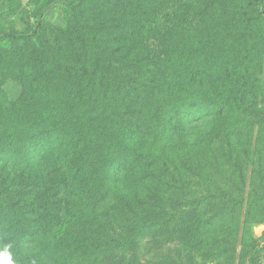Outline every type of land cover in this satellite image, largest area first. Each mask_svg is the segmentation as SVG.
Segmentation results:
<instances>
[{
  "label": "rangeland",
  "instance_id": "obj_1",
  "mask_svg": "<svg viewBox=\"0 0 264 264\" xmlns=\"http://www.w3.org/2000/svg\"><path fill=\"white\" fill-rule=\"evenodd\" d=\"M64 1L75 0H0L4 33L29 28L42 7L56 3L44 14L37 39H0V119L3 108L21 96L24 82L43 101L54 92V82L79 93L92 110L97 100L101 123L112 124L115 117L105 118L109 106L103 95L109 81L116 101L132 97L142 113L123 125L97 128L79 146L81 133L50 128L19 136L9 145L0 141V159L14 164L12 171L0 173V204L13 210L11 227L4 224H10L9 217L0 220V264H54V231L74 213L80 214V230L119 240L123 246L113 262L125 264L144 211L152 203H167L176 193L173 186L183 192L186 183L196 191L197 179L181 166L187 165L195 146L212 131L228 133L227 123H216L204 102L218 92L242 88L264 99V16H256L252 0H94L73 11L59 4ZM186 63L199 65L202 72L182 81L186 104L172 111L179 115L172 121L175 130L168 143L159 142V130L149 124L169 111L155 109L149 88H160L156 79L163 78L168 85L177 79L180 87ZM45 71H51L47 87L37 80ZM246 79L252 85L243 86ZM119 161L129 172L117 175L118 182L108 181L115 178ZM72 169L80 170L93 191L83 202L68 180ZM250 230L260 245L259 258L242 264H264V225ZM21 235L32 236V243L20 242Z\"/></svg>",
  "mask_w": 264,
  "mask_h": 264
},
{
  "label": "trees",
  "instance_id": "obj_2",
  "mask_svg": "<svg viewBox=\"0 0 264 264\" xmlns=\"http://www.w3.org/2000/svg\"><path fill=\"white\" fill-rule=\"evenodd\" d=\"M91 1L94 0L58 3L73 11ZM55 4L48 2L42 7L37 19L23 31L4 33L0 30V39L12 42L37 39L44 29V14ZM252 10L257 17H263L264 1L252 0ZM90 37L94 41V36ZM50 72H42L37 78L45 87L48 86ZM201 72L199 65L191 68L186 63L179 78L180 87L177 79L168 85L163 78L156 79L160 88H149L150 101L154 100L156 108L151 103L148 106L161 112L169 111L159 122L151 121L149 124L159 130V142L168 143L175 130L171 127L172 121L179 115V111H172L180 104H186L182 81H191ZM24 83L21 96L8 103L2 111L0 141L6 145L19 136L34 135L37 130L50 128L81 133L82 137L77 140L79 146L97 128L123 125L126 121L136 120L142 113V107L133 106L138 103L132 97L125 96L120 102L116 101L111 95L109 81H105L103 95L109 106L105 118L115 117L112 124L101 123L97 100L92 110L85 105L79 93L67 92L54 82V92L47 101H43L30 82ZM246 84L252 85L247 79L243 86ZM204 104L212 108L216 123H227L228 133L220 136L212 131L202 144L195 146V151L186 158L187 165L181 166L190 177L197 179L196 191L193 194L186 183L183 192L173 186L171 188L176 193L169 195L167 203H152L144 211L125 264H242L247 259L258 261L260 245L253 238L250 227L264 225V99H258L252 89L242 88L226 94L218 92ZM195 105L191 103L190 106ZM13 169L14 164L0 159V173ZM115 172V178L108 181L118 182L117 175L127 174V164L119 161L115 164ZM178 173L179 170H175L174 176ZM68 180L75 184L76 192L73 194L80 202L87 197L86 193L93 194L87 189V180L81 179L80 170L72 169ZM12 213V207L0 204V220L9 217L10 224L4 223L8 227L12 226ZM79 223V213L70 214L60 221L53 234L55 247L50 261L54 264H115L113 258L123 244L109 235L96 238L91 229L80 230ZM19 239L22 243H32V236L21 235ZM116 264H122V261Z\"/></svg>",
  "mask_w": 264,
  "mask_h": 264
}]
</instances>
